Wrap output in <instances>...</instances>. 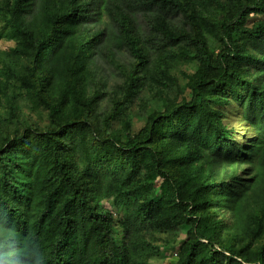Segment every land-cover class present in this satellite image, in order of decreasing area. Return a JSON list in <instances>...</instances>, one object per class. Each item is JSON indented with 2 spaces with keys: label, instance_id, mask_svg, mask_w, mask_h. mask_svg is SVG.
Here are the masks:
<instances>
[{
  "label": "trees",
  "instance_id": "trees-1",
  "mask_svg": "<svg viewBox=\"0 0 264 264\" xmlns=\"http://www.w3.org/2000/svg\"><path fill=\"white\" fill-rule=\"evenodd\" d=\"M3 8L15 45L1 56L0 94L18 82L47 123L0 132V264H149L154 233L183 236L173 264H264V206L247 231L234 226L246 185L224 171L236 154L250 162L252 145L240 151L222 119L234 104L264 134V19L248 24L264 0ZM180 57L197 63L183 86L172 74ZM100 61L121 80L109 85ZM142 96L162 110L133 132L129 108ZM223 209L230 219L215 217Z\"/></svg>",
  "mask_w": 264,
  "mask_h": 264
},
{
  "label": "rangeland",
  "instance_id": "rangeland-1",
  "mask_svg": "<svg viewBox=\"0 0 264 264\" xmlns=\"http://www.w3.org/2000/svg\"><path fill=\"white\" fill-rule=\"evenodd\" d=\"M7 14L3 8V0H0V68L2 66L1 56L4 52L14 47V41L7 37L8 28L6 26ZM105 20L106 17H104ZM138 19V25L145 32V27ZM257 19H264V14L253 15L249 18L248 24ZM172 20L180 25V16H173ZM211 51L215 54L219 49V44L209 35L206 34ZM115 55L124 63L130 59L125 49H117ZM99 62V60H98ZM101 62V61H100ZM102 63V62H101ZM104 78L110 83L118 82L121 77L110 65L102 63ZM197 63L185 58H178L172 67V74L178 78L179 83L183 86L186 82V76L190 75L196 68ZM171 95V93H170ZM148 96L137 97L130 106L132 112V131L136 132L144 124L146 113L154 110H162V103L158 99L147 101ZM13 106V109L11 108ZM223 122L229 131V137L235 145H239L240 151L249 145H252L251 161L240 163L237 149H233L236 154V160L225 162L224 171L228 175H236L246 185L242 198L233 210V224L239 229L247 231L246 227L250 223V217L259 212L264 206V134L258 129L251 127L248 122L239 115L238 108L230 104L224 112ZM47 123V112L42 108H36L28 97L25 90L20 88L18 82L9 81L6 87V95L0 94V132L5 135L21 133L26 125L43 126ZM237 186V189L238 187ZM240 189V187H239ZM232 212L223 209L218 212L216 218L230 219ZM121 231L118 230V234ZM174 238L168 233H154L152 236L147 235L146 239L150 240L153 248L157 247V252L147 260L149 264H173L177 259V249L180 239Z\"/></svg>",
  "mask_w": 264,
  "mask_h": 264
}]
</instances>
